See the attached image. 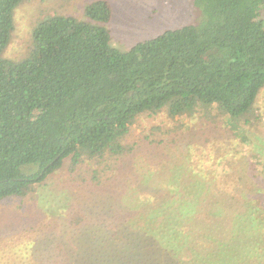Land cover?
Returning a JSON list of instances; mask_svg holds the SVG:
<instances>
[{
  "label": "trees",
  "instance_id": "1",
  "mask_svg": "<svg viewBox=\"0 0 264 264\" xmlns=\"http://www.w3.org/2000/svg\"><path fill=\"white\" fill-rule=\"evenodd\" d=\"M27 1L0 0V203L33 193L66 160L73 171L126 155L124 140L144 114L202 112L225 119L241 139L238 124L250 131L259 120L264 0H191L196 23L126 52L112 45V8L99 0L85 21L48 17L33 30L28 55L9 60L15 11ZM245 168L235 172H257ZM195 173L133 209L98 241L89 264H264V171L239 177L240 189L227 193ZM99 205L129 210L107 197Z\"/></svg>",
  "mask_w": 264,
  "mask_h": 264
},
{
  "label": "rangeland",
  "instance_id": "2",
  "mask_svg": "<svg viewBox=\"0 0 264 264\" xmlns=\"http://www.w3.org/2000/svg\"><path fill=\"white\" fill-rule=\"evenodd\" d=\"M96 1L22 3L15 11V31L4 58L24 59L33 30L48 17L85 21L87 6ZM106 1L112 8V19L106 25L111 43L125 52L167 31L194 24L199 16L191 0ZM254 114L259 120L250 128L252 134L238 124L243 139L228 129L225 119L202 112L175 118L166 111L140 116L124 140L126 155L106 158L102 164L85 161L73 171L66 160L33 193L0 203V264H89L98 241L120 229L133 209L153 204L176 189L181 177H192L193 171L215 178L216 192L240 189L244 181L239 177L264 171V87ZM246 138L249 143L243 141ZM246 162L257 172H235L244 169ZM227 168L233 172L227 173ZM101 197L128 204L129 210L96 206Z\"/></svg>",
  "mask_w": 264,
  "mask_h": 264
}]
</instances>
